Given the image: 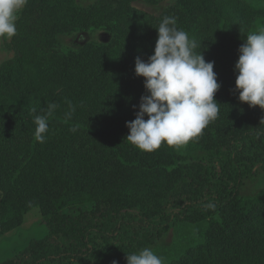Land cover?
Instances as JSON below:
<instances>
[{
	"label": "trees",
	"instance_id": "1",
	"mask_svg": "<svg viewBox=\"0 0 264 264\" xmlns=\"http://www.w3.org/2000/svg\"><path fill=\"white\" fill-rule=\"evenodd\" d=\"M135 1L28 0L19 12L13 57L0 65V237L31 212L46 234L0 264H127L146 247L163 264H264V109L239 101L234 72L246 36L264 28V5L176 0L153 16ZM164 16L214 62L219 113L186 144L145 152L125 124L147 95L135 58L153 54ZM50 102L59 107L39 143L33 117ZM186 223L203 235L167 255L164 235Z\"/></svg>",
	"mask_w": 264,
	"mask_h": 264
},
{
	"label": "clouds",
	"instance_id": "2",
	"mask_svg": "<svg viewBox=\"0 0 264 264\" xmlns=\"http://www.w3.org/2000/svg\"><path fill=\"white\" fill-rule=\"evenodd\" d=\"M27 3L28 0H0V38L16 35L18 13ZM156 31L153 54L147 61L137 56L134 62L135 75L144 78L147 95L141 96L135 119L125 124L129 130L127 142L145 152L157 150L162 143L186 144L217 118L220 105L214 99L220 87L214 62H206L201 51H194L196 42L177 27L176 18L164 16ZM238 53L234 64L238 99L249 107L264 109V28L248 34ZM66 104L69 110L65 117L70 119L75 106L68 100ZM58 107L50 102L43 109L44 115L33 117L37 142L46 141L48 117ZM126 261L127 264H163V259L147 247L126 255Z\"/></svg>",
	"mask_w": 264,
	"mask_h": 264
},
{
	"label": "rangeland",
	"instance_id": "3",
	"mask_svg": "<svg viewBox=\"0 0 264 264\" xmlns=\"http://www.w3.org/2000/svg\"><path fill=\"white\" fill-rule=\"evenodd\" d=\"M96 0H79L82 5H89ZM176 0H163L158 5H151L143 0H137L132 3V7L138 11L157 16L159 15L166 7L173 5ZM261 5H264V0L260 1ZM21 11V10H20ZM19 15V13H18ZM80 36V35H79ZM103 36L101 33H95L93 38L99 40ZM11 39V38H10ZM8 38H0V65L11 59L13 57V52L8 48V43L10 42ZM87 40L88 38L82 39V41ZM75 42H78L77 40ZM264 180L263 176L259 178ZM206 227L203 224H181L177 225L174 228H171L163 237L164 242L160 249L165 250L167 253L170 252L176 254L181 248L183 243L195 244L201 236L203 235L204 229ZM46 234V227L44 221L37 215L36 212L28 213L25 216L23 226L15 232L9 233L0 237V260L8 257L9 253L13 250L12 248L18 245V249L25 247V244L30 239H40ZM162 239V240H163ZM161 240V241H162ZM160 241V242H161ZM159 242V243H160ZM165 246V247H164ZM164 247V248H163ZM182 250L180 251V253ZM166 255V254H165ZM169 255V253L167 254ZM164 256H162V259Z\"/></svg>",
	"mask_w": 264,
	"mask_h": 264
}]
</instances>
